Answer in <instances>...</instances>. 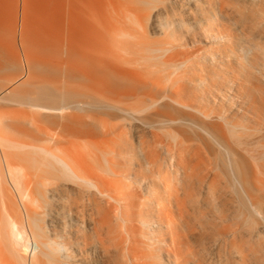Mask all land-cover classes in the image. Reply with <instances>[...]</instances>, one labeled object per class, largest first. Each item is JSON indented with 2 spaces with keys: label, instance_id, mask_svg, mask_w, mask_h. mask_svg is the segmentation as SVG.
I'll return each mask as SVG.
<instances>
[{
  "label": "bare ground",
  "instance_id": "obj_1",
  "mask_svg": "<svg viewBox=\"0 0 264 264\" xmlns=\"http://www.w3.org/2000/svg\"><path fill=\"white\" fill-rule=\"evenodd\" d=\"M0 264H264V0H0Z\"/></svg>",
  "mask_w": 264,
  "mask_h": 264
},
{
  "label": "rangeland",
  "instance_id": "obj_2",
  "mask_svg": "<svg viewBox=\"0 0 264 264\" xmlns=\"http://www.w3.org/2000/svg\"><path fill=\"white\" fill-rule=\"evenodd\" d=\"M150 255H151V254H150ZM150 255H146V257H144V261H145V259L147 258V256L150 257ZM149 257H148V258H149ZM148 258L146 259V261H148V263H150L151 260H153V259H152L151 257H150L149 259H148ZM146 261H145V262H146ZM146 263H147V262H146Z\"/></svg>",
  "mask_w": 264,
  "mask_h": 264
}]
</instances>
